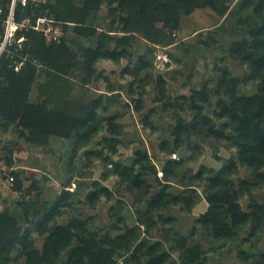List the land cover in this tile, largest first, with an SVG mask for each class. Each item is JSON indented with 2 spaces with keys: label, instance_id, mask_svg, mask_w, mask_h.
<instances>
[{
  "label": "rangeland",
  "instance_id": "obj_1",
  "mask_svg": "<svg viewBox=\"0 0 264 264\" xmlns=\"http://www.w3.org/2000/svg\"><path fill=\"white\" fill-rule=\"evenodd\" d=\"M225 1L223 13L211 6L197 7L190 13L173 16L171 23L156 21L147 28L148 34L136 28L129 46L131 57L100 58L91 79L81 64L80 68L76 66L65 81V97L71 106H86L101 96L106 106L98 111L103 128L89 139L80 138L74 131L69 136L49 135L45 140H33L29 130L18 121L8 123L0 117V212L14 215L16 225L29 232L34 248L43 250L48 232L44 233L39 225L56 208L49 228L77 219L84 224L88 236L103 240L106 234L117 237L133 227L140 237L138 241L147 237L151 242L164 243L166 264H186L181 237L188 245L201 247L207 264L257 263L264 252V228L254 232L252 222L235 225L226 212L223 227H207L198 221L209 203L204 181H198L194 175L203 167L215 172L238 161L237 148L209 133H198L197 129L181 131L191 129L195 122L202 126L200 114L216 126L222 125L224 120L218 116L221 103L231 100L218 90L222 71L239 78L238 93L252 95L261 91L262 82L254 76V69L235 59L231 46L238 39H252V30L262 22L253 7L242 8L243 0ZM86 2L31 0L34 9L47 5L41 16L47 19L41 28L47 30L24 26L20 31L23 40L3 54L13 56L33 29L42 33L47 42L67 41L80 55L84 47L95 44L96 37L78 32L73 22L66 26L57 21L51 6L59 5L64 10L69 5L71 10L81 12ZM122 16L129 14L121 11L118 1L103 0L87 19L98 31L110 30L114 34L109 44L111 51L120 50L124 37L131 35L125 31ZM27 18L34 23L38 20ZM31 58L27 54L15 69H21L24 61ZM49 79L45 68L38 66L30 102L47 99L46 89L39 86ZM53 107L54 104L48 106ZM111 120L116 127L110 124ZM118 162L133 166L135 174L149 183L142 200L136 187L114 174V164ZM165 169L169 173L173 170L175 175L166 177ZM9 174L19 180V189L15 180L8 179ZM230 179L236 183V189L243 180L260 181L251 168L241 164ZM163 189L185 199L174 201L172 197L155 209L156 225L148 232L138 210H146L149 199ZM238 201L246 211H252L255 202L263 204L264 182H258L250 192L241 191ZM77 245L76 240L62 253L59 264L67 260L70 250ZM24 249V244L19 243L12 256L17 257ZM127 253L125 249L118 253L119 262L126 260L121 254ZM128 259L126 264L136 263L131 255ZM20 260L24 262L25 256L21 255Z\"/></svg>",
  "mask_w": 264,
  "mask_h": 264
},
{
  "label": "trees",
  "instance_id": "obj_2",
  "mask_svg": "<svg viewBox=\"0 0 264 264\" xmlns=\"http://www.w3.org/2000/svg\"><path fill=\"white\" fill-rule=\"evenodd\" d=\"M102 1L87 0L81 12L71 10L66 3L68 8L64 9V6V10L59 5L51 6L57 21L64 22L66 26L73 22L78 32L96 37L95 44L84 47L80 55L67 41L47 42L42 33L32 29L26 34L20 50L13 52V56L6 57L3 54L0 57V117L8 123L18 121L29 130L33 140H45L49 135L69 136L74 131L80 138L89 139L103 128V119L98 113L100 108H106L103 96L92 100L86 106L81 104L77 107L71 106L65 97L68 91L66 78L72 76L76 66L81 64V69L89 72L91 79L96 70L95 64L100 58L131 57L129 46L134 37L132 32L136 31V28L148 34L147 28L156 21L171 23L173 16L182 12L190 13L197 7L211 6L222 13L226 9L225 0H110L112 3L118 1L121 11L129 14L128 17L122 16L121 19L125 24V31L131 33L130 36L124 37L120 50L111 51L109 44L114 40V34L109 33L110 30L98 31L96 27L87 23V19ZM7 2L8 0H4L5 4ZM241 5L244 10L253 7L254 14L262 24L252 30V39L234 41L231 53L235 59L244 64L248 63L250 68L254 69L252 70L254 76L262 82L261 91L252 95L238 93L239 78L224 70L219 78L218 90L224 91L231 100L229 102L223 100L221 103L218 116L224 120L222 125L216 126L206 115L199 113L198 120L202 126L199 127L195 122L191 129L181 128V131L197 129L198 133H209L219 140L229 141L238 151V161H232L225 168L215 172L213 169L203 167L194 175L198 181H204L205 197L209 203L207 212L203 213L198 221L207 227H223L226 222L223 215L226 212L230 214L235 225L252 222L254 232H258L264 228V203L255 202L252 205L254 209L246 211L238 199L241 191L250 192L258 182H264V0H258L256 3L254 0H243ZM45 6L42 5V8ZM42 8L34 9L29 0L25 7L17 9V18L20 21L28 16L33 19L39 18L43 15ZM19 36H22L21 32ZM147 36L153 42L157 41V38ZM27 54H31L32 58L26 59L21 69L16 70V64L24 60ZM38 66L44 67L50 78L48 82L39 86L41 90L46 89L48 95L41 103L28 100ZM49 104H54V107L49 109ZM112 120L110 124L116 127ZM239 164L251 168L260 181L251 183L243 180L239 189H236V183L230 176L239 169ZM114 165V174L136 187L138 198L142 200L150 186L146 179L135 174L133 166L119 162ZM165 174L166 177L175 175L173 170L169 173L166 169ZM15 181L19 189L21 186L19 180ZM172 197L174 201L185 199L184 196L172 195L167 189H163L149 199L146 210H138L148 232L156 225L153 211L172 200ZM33 204L30 203L32 206ZM55 210L56 208L51 209L39 225L40 228L42 226L44 233L48 232L43 250L33 247L29 232H23V229L16 225L12 213L0 212V264H59L62 262V253L76 240L78 245L70 250L63 264H126L130 255L135 264H166L168 260L162 241L151 242L147 237L138 241L140 237L133 227L127 228L117 237L106 234L103 240L88 236L84 224L77 219L68 225L57 224L54 228H49L55 217ZM114 228L119 229L115 225ZM218 235L221 236L219 233ZM180 240L184 263L207 264L198 244L188 245L183 237ZM136 241L138 242L135 243ZM19 243L24 244L26 249L17 257H13V250ZM132 246L134 249H131ZM122 249L128 253L121 254L126 260L119 262L118 253ZM21 255L25 256L24 262L20 260ZM260 256L256 264H264V252ZM143 257L148 259L143 261Z\"/></svg>",
  "mask_w": 264,
  "mask_h": 264
},
{
  "label": "built area",
  "instance_id": "obj_3",
  "mask_svg": "<svg viewBox=\"0 0 264 264\" xmlns=\"http://www.w3.org/2000/svg\"><path fill=\"white\" fill-rule=\"evenodd\" d=\"M28 1L29 0H8L5 4L4 0H0V57L10 46L23 40V37L19 36V32L24 26L36 30H47L46 28H41V24L47 22L45 18H38L36 23L30 18H25L21 21L18 20L17 9L25 7ZM8 179L14 181L15 176L9 174Z\"/></svg>",
  "mask_w": 264,
  "mask_h": 264
}]
</instances>
